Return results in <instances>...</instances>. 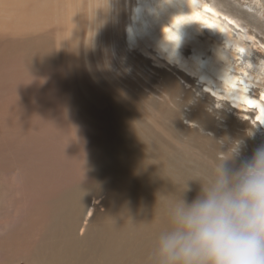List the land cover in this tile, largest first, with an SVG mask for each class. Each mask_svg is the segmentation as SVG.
<instances>
[{"label": "bare ground", "instance_id": "bare-ground-1", "mask_svg": "<svg viewBox=\"0 0 264 264\" xmlns=\"http://www.w3.org/2000/svg\"><path fill=\"white\" fill-rule=\"evenodd\" d=\"M19 1L17 22L0 19V87L35 83L30 97L23 91L21 117L1 114L16 126L0 146L9 169L0 182V264H156L158 236L182 194L193 200L235 144L239 155L226 161L233 168L264 145V0H171L164 9L157 0H126L129 18L124 28L117 16L113 57L158 54L184 82L199 85L202 98L154 68L160 82L141 83L144 103L122 102L118 80L107 74L119 76L115 63L105 59L98 108L87 100L94 85L85 79L80 87L72 75L65 0ZM26 12L52 21L49 30L25 32ZM41 92L50 99L42 105ZM183 93L191 110L172 100Z\"/></svg>", "mask_w": 264, "mask_h": 264}, {"label": "clouds", "instance_id": "clouds-1", "mask_svg": "<svg viewBox=\"0 0 264 264\" xmlns=\"http://www.w3.org/2000/svg\"><path fill=\"white\" fill-rule=\"evenodd\" d=\"M170 3L157 0V8ZM238 155L235 144L193 200L182 194L170 208V227L156 242V264H264V145L239 167L226 164Z\"/></svg>", "mask_w": 264, "mask_h": 264}, {"label": "rangeland", "instance_id": "rangeland-1", "mask_svg": "<svg viewBox=\"0 0 264 264\" xmlns=\"http://www.w3.org/2000/svg\"><path fill=\"white\" fill-rule=\"evenodd\" d=\"M11 1H15V0H7V1L4 0V1L0 2V10L4 14V15H2V14L0 15V19H4V17H5V19H4L5 21L13 24V22H17L19 19L16 17L17 16L16 12H17L18 6L21 3V5H20V7H21L24 4V2L23 1L20 2L19 0H17L16 3L11 5L12 8H14V9H12V8H10L11 7L10 6ZM29 1L35 2L34 0L33 1L29 0ZM130 1L131 2H129V3H133L134 0H130ZM248 1L250 2L251 0H248ZM260 1L262 2V0H260ZM3 2L5 3L6 7L3 4ZM251 3L252 4L255 3V0H252ZM263 3H264V1H263ZM67 5L69 6L71 16H72V23H73V27H72V33H73V38H74V41H73V48H74L73 49V57H74L75 70L73 68L72 75L76 76V80H75L76 82H77V80L78 81L79 80L84 81L86 79L90 85H94V94L91 96V98H88L87 100L89 102H92V104L95 105L96 108H98V99L100 97L98 95H99L100 90H101V88H100L101 77H102V75H104L101 65L104 64L105 59H107L108 63H113V64L115 63V67L113 68V71L115 72V74H117L119 76L115 77L112 73V70H110L109 72L107 71V74L118 80V83H117L118 87L116 90L118 91V93H119L118 95H119L120 100L122 102L129 101L127 98L131 97L133 99L139 100L140 102L144 103V99L147 98L148 92H147L146 88H144L142 86L143 84H141V83L146 84V86H155L156 87V84H154L153 80H156V82H158V83L160 82L159 72H157L154 68L169 71L174 76H176L187 88H189V89L191 88L192 90H194V93L196 95V98H195L196 100H198L200 97L202 98L201 89H199V90L197 89V88H200L199 85H197V87H192L190 84H187L186 82H184V79H182V77L179 75V73L177 71L172 70V68L167 67L165 64L158 61V54H155V55L154 54H147V53L143 52L142 50H135V53L129 52V54H130V60L129 61L127 60V57L123 56V54L120 52H119L120 55H117V57H115V56L113 57L111 47H112V40L114 37L115 24L118 21L117 16L120 15V18L123 19L124 28L126 27L127 22H128V18H129V13H130L129 8H128L129 4L127 3L126 0H65V6H67ZM244 6H245V4H244ZM262 8L263 7H261V9ZM67 9H68V7H67ZM8 10H10L12 12L10 15H9L10 11H8ZM118 12H120V13H118ZM26 13L24 14L23 18H21L19 20L22 22V26L28 27L26 29L24 28L25 32H29V30H35V29L36 30L34 32H37V31H40V29L42 27L45 30H49V29H46V28H48L46 25H48V24L52 25V21H50L49 19H46L43 16V14L38 15L36 13L37 15H35L32 12H26ZM11 15H13V16L11 17ZM262 16L264 17V14ZM9 17H11L12 19ZM44 18H45V20H44ZM16 19H17V21H16ZM28 24H29V26H28ZM36 24H38V25H36ZM41 25H42V27H41ZM32 26H33V28H32ZM5 28L8 31L7 25L5 26ZM50 28L52 29V26ZM122 28H123V26H122ZM141 56H144L145 58H147V60H149L151 65L146 64L143 61ZM29 83L33 84L35 82H34V80L33 81L31 80ZM79 83H80V81H79ZM197 83H199V82H197ZM32 84H31V86H32ZM130 84H132L133 86H129ZM31 86H29L28 83L25 85V84H23V82H21L19 85H15L12 87L10 85H4V86L0 87V102L2 100V102L0 103V122H1L0 123V131H2V133L0 132V146L5 139V135L7 136V134L9 135L10 133H11L10 135L14 134L13 129H14V126H16L15 121L14 122L11 121L12 123H9V121H4V119L2 118L3 115H1V114L4 112L13 111L12 113L15 115V114H18L20 111L23 112V109H24L23 105H27L25 102V99L28 96L30 97V91L33 89V86L32 87ZM83 86L84 85L82 83H80V87H83ZM37 87H38V89H41V87L39 85H37ZM23 91H25V94L28 96H24ZM129 92L132 94L131 96L128 95ZM4 93H5V95H4ZM18 93H19V95H16ZM81 93L85 94L83 91H81ZM182 95L179 94L175 99L172 98L173 102L182 103L183 101L186 100L187 104L185 105V108H186V110H191L189 108L191 101L186 98L184 93ZM45 96H46V93L40 94V105L43 104L42 100H50V99H44ZM203 98H205V97L203 96ZM8 99H10L11 101ZM190 99L193 101L192 98H190ZM227 101L225 99L224 103L227 104ZM15 103H17V104H15ZM224 103H217L216 102L214 107L226 109L228 112L232 113L231 110H229L226 107V104H224ZM171 104H172V102H171ZM4 105H7V107H5ZM17 105H19V106H17ZM9 107H10V109H9ZM18 115L21 117L22 113L18 114ZM51 117H52V115H51ZM40 120L41 121H40L39 126H41V124L43 122V119H40ZM258 121L256 119V122H258ZM256 128L259 130V128L257 126H256ZM3 132L6 134H4ZM258 134H260V136H262L264 138V133L262 131H258ZM1 136H3L4 138L3 137L1 138ZM2 167H3L2 159L0 156V171H1L0 172V182H2V181L5 182V180L8 178L6 172L9 171V169L4 170V168H2ZM1 177H3V178H1ZM99 207L100 208H98V210H101V206H99Z\"/></svg>", "mask_w": 264, "mask_h": 264}, {"label": "snow or ice", "instance_id": "snow-or-ice-1", "mask_svg": "<svg viewBox=\"0 0 264 264\" xmlns=\"http://www.w3.org/2000/svg\"><path fill=\"white\" fill-rule=\"evenodd\" d=\"M196 19H198V17H196ZM189 21H186V23ZM210 26H214V25H210ZM215 27V26H214ZM241 52H243V49H241ZM259 120V117L257 118ZM260 123H264V121H260Z\"/></svg>", "mask_w": 264, "mask_h": 264}]
</instances>
